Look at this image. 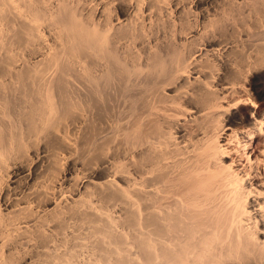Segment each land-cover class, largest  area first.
Here are the masks:
<instances>
[{"label":"bare ground","instance_id":"6f19581e","mask_svg":"<svg viewBox=\"0 0 264 264\" xmlns=\"http://www.w3.org/2000/svg\"><path fill=\"white\" fill-rule=\"evenodd\" d=\"M0 40V264H264V0H0Z\"/></svg>","mask_w":264,"mask_h":264},{"label":"rangeland","instance_id":"374dc122","mask_svg":"<svg viewBox=\"0 0 264 264\" xmlns=\"http://www.w3.org/2000/svg\"><path fill=\"white\" fill-rule=\"evenodd\" d=\"M0 41H2V40H0ZM4 42H5V40H3V42H1L2 44L0 45V46H1L0 48H1V49H2V48L4 49V48L6 47V45H7V47H10V49H8L7 47H6L5 49H7L6 51H8V53H9V50H11V46H12V45H11V43H9V40H8V41L6 40L7 43L3 45ZM17 44H18V46H16ZM10 45H11V46H10ZM19 45H20L19 43H16L15 45H13L12 50H11L12 52H10V53H11V55H13L12 53H13V50L15 49V50H14V54H18L19 50L21 51V49H22V53H20V54L18 55V56H20V58L18 57L19 61L21 62V58H22V60H23V62H21V64H22V63L25 62L24 60L28 59V57H27V56H28V50L25 49L24 46H22V45L19 46ZM2 46H3V47H2ZM4 46H5V47H4ZM15 46H16V48H15ZM18 47H20V48L18 49ZM21 47H22V48H21ZM23 47H24V48H23ZM13 48H14V49H13ZM1 49H0V52L3 51V52L0 53V55H1V56H0V59H1V60H2L1 57H2L3 55H4V56H3V59H6L7 57L10 56V53L8 54V53H6V52L4 51L5 49H4V50H3V49L1 50ZM16 49H18V50H16ZM23 49L26 50V52L23 51ZM45 50H47V49H45ZM16 52H17V53H16ZM23 52H25L26 54L24 55ZM2 53H4V54H2ZM5 53H6V54H5ZM7 54H8V55H7ZM21 54H23V57H25V59H23V57H21V56H22ZM19 61H18V63L20 64ZM26 61H27V60H26ZM248 150H251V151H250V155H251L252 157L254 156V154L257 155L256 152H255V149H251V147H250ZM245 163H246V162H245ZM259 198L262 200V199H263V196H259ZM256 207H257V209H259V206H256ZM256 207H255V208H256Z\"/></svg>","mask_w":264,"mask_h":264}]
</instances>
